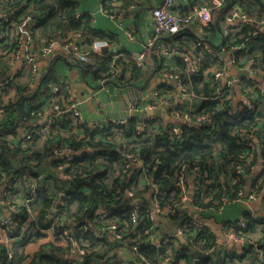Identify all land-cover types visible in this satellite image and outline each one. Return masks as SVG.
Masks as SVG:
<instances>
[{
	"label": "trees",
	"instance_id": "16d2710c",
	"mask_svg": "<svg viewBox=\"0 0 264 264\" xmlns=\"http://www.w3.org/2000/svg\"><path fill=\"white\" fill-rule=\"evenodd\" d=\"M26 1L31 5L30 10L23 6ZM137 3L138 0H101V7L106 13L117 15ZM186 3L184 10L188 12L193 0H186ZM233 7L255 18L264 14V4L260 0H226L224 8L214 15L209 24V32L217 30L226 12ZM76 8V0H9L3 7V13L14 22L29 15L27 29L31 40L38 46L51 37L65 38L74 34L83 37L84 46H89L95 40H104L107 44L111 42L102 32L93 28L89 15L76 17ZM3 26L4 34L0 37V79H6L4 51L16 48L20 40L17 31H9L6 22ZM252 30L255 34L250 36ZM186 34L181 33L174 40L187 47L182 37ZM232 41L235 44L243 43L244 53L258 60V68L264 72V29L246 25L241 36L234 37ZM103 53L90 55L87 62H77L90 73L91 78L104 80L105 84L117 83L129 87L140 82L141 67L122 58L114 60L109 55V49ZM213 61L214 56L207 55L203 67L207 68ZM170 66L180 75L184 74L185 64L181 60L176 59ZM128 71L130 76L125 78ZM188 81L199 105L192 113L203 114L208 118L201 126L181 124L180 132L171 137L165 131L170 128V124H164L159 117L144 120L133 116L123 125L108 122L100 127L88 123L74 124L70 115L63 114L52 119L49 132L44 137L36 136L22 144L3 137L17 133L20 129L17 117L25 90L24 83L10 78L3 92L9 93L12 89L15 92L7 99L0 98L2 109L12 115L8 120L10 123L0 122V186L4 185L7 189L1 182L4 174H16L20 176L19 188L25 192L32 179L39 175L41 177L32 202L22 206L20 214L16 216L17 220L27 221L30 213H33L35 218L28 221L26 230L11 243L13 255L9 260L6 259L4 245L0 244L3 263H35L26 250L40 237L39 229L47 225L46 215L63 192L67 195V204L60 207L57 214L65 220L75 219L80 223L78 225L88 227V231L81 233L87 241L84 246L86 255L81 264H94L93 258L99 264H104L102 259L119 243L135 245V258L143 257L152 264H159L163 256L170 252L175 257L173 264H259L255 259L242 257L234 261V255L222 250L223 244L218 243L215 232L206 222L224 224L239 221L224 218L222 213L229 203H239L237 193L242 183L248 184L246 175L249 169L260 159L264 162V96L262 101L256 99L258 111L250 117L244 118L245 111L233 116L224 102L211 98L214 96L215 84L205 78L203 71L192 75ZM41 105L42 102L35 106L31 116L26 115L31 121L26 122L28 126L36 123L33 122L37 118L36 110ZM142 122L148 130L153 129L154 132L147 130L138 133ZM240 130L256 132L259 151L237 141L236 135ZM64 148L70 149L73 155L66 171L70 176L67 180L62 179L56 171V167L64 160L56 151ZM76 151L81 153L76 154ZM122 153L136 154L142 161L149 182L157 185L158 202L168 209L166 219H149L146 212L151 198L147 195L150 187L148 183L136 189V197L141 198L140 202H134L133 198L126 196V191L137 181L138 170H134L131 177L123 173L125 157ZM236 164L244 166L243 176L234 172ZM182 165L187 166L185 186L191 198L188 207L180 202L181 190L176 186L177 172ZM196 171L200 172L199 180L196 182L193 178L191 182ZM259 179L262 182L258 189L264 201V168L251 181V185L254 186ZM243 208L242 219L250 229L264 222V215L254 217L246 207ZM0 210L4 211L5 205H0ZM102 210L111 214L104 221L97 222ZM133 211L137 213L135 222L130 218ZM197 214L202 218L200 226L191 224ZM111 225L117 227L121 240L111 238L108 233ZM178 225H187L182 239L173 233V227ZM13 233L17 235L16 227ZM260 244L264 246V241H260ZM68 248L58 249L67 252ZM51 249L55 250L52 246ZM38 259V264H58L52 253H40ZM107 260L122 264L117 257H107Z\"/></svg>",
	"mask_w": 264,
	"mask_h": 264
},
{
	"label": "built area",
	"instance_id": "2783aa9c",
	"mask_svg": "<svg viewBox=\"0 0 264 264\" xmlns=\"http://www.w3.org/2000/svg\"><path fill=\"white\" fill-rule=\"evenodd\" d=\"M8 1L9 0H0V37L4 34L3 24L6 22V28H8L9 31H17L20 40L16 48L11 51H4L3 61L6 65H13L16 61L21 59L22 69L33 75L36 71L37 57L47 56L52 53L53 46L57 42L62 43L63 47L71 55V58L80 62H87L90 55L93 54L103 55L104 50L109 48L107 42L104 40H95L89 46H84L82 43L83 37L79 34H74L73 36L69 35L65 38L51 37L42 45L35 47L30 37V31L27 29L30 16L24 15L18 22L9 20L10 17L8 18L3 13V7ZM179 1L180 3L182 1L186 4V0H161L158 5L151 8L152 36L144 44L142 50L136 55L127 53L113 54L111 51V53L109 52V55H112L114 60L122 58L125 61L133 62L141 67V78H146L144 74H146L147 71L144 70V64L146 59L152 56L151 66H155V80H171L177 86V90L175 91L172 90V87L169 88L163 82H160L148 94L145 99L144 107H142L145 111V115L141 118L144 120L154 118L152 112L158 108L166 109L174 121L173 124H170V128L165 130L171 137L173 134H178L180 132L179 125L181 124L201 126L208 120L206 115L192 113L199 105L194 99L195 94L188 80L192 75H196L201 71H203L205 78L215 84L214 96L211 98L219 99L224 102L233 116L245 111L243 115L244 118L250 117L252 113L258 111L256 99L259 98L262 101V97L264 96V83L259 81V78L264 80V72L258 68L259 61L244 53L245 47L243 43H231L234 37L241 36L246 25H251L256 29L263 30L264 14L260 18H255L242 13L236 7L231 8L224 16L221 22V28L219 26L217 27L221 37L219 43L212 44L209 41L207 42L203 37L205 34L204 31L206 30V32L210 34L208 26L213 21L214 15L224 8L226 0H193L190 11H183L180 13L179 10L181 11V8L178 7L179 10L177 9ZM260 2L264 4V0H260ZM23 6L26 7V10L31 9V5L28 1L24 2ZM75 16L79 17L80 13L75 12ZM115 16L116 15L109 14L110 18H115ZM195 23L199 24L202 34H195V40H187V38L182 36L184 38L183 41L187 43V47L180 45L178 41L174 40V37L181 33L184 35L186 31H190L188 28ZM254 34V30L249 32L250 36ZM19 46L23 49L25 60L22 59ZM207 55L214 56L215 61L207 68H204L203 65L206 62ZM176 59L181 60L185 64L184 74L182 73V75L170 66ZM228 69L235 70L237 74L231 75V77H225ZM129 76L130 72L128 71L125 73V78ZM223 79L224 83L222 82ZM9 80L10 78L0 79V98L7 99L13 96L11 91L9 93L3 92L5 84H7ZM100 81L102 85H107L104 83V80ZM236 85L241 89L243 99L239 105L233 107L232 89ZM48 87V92L44 101H42V105L36 110V117L38 119L44 118L40 126H35V124H30L28 126V124L24 122L22 123L23 129H18V132L14 134H7L3 136L4 138L25 144L36 136L44 137L49 132L52 119L63 114L70 115L74 124L82 123L83 119L78 109L79 103L75 98L70 96L68 85L62 87L58 82H51L48 84ZM131 108L134 110V103L131 104ZM7 114L8 113L0 106V116H5ZM8 120H5V123H7ZM108 122L114 125H123L125 123L124 120ZM8 123H10V121ZM105 123L96 125L101 127V125ZM157 129H159V127H157ZM147 130L146 124L142 122L139 126L138 133H145ZM149 131L154 132L153 129L148 130V132ZM236 139L238 142L254 149L255 144L260 145L258 136L254 130H240L236 135ZM56 153L64 157V160L56 167V171L62 179L67 180L70 178L66 171L73 159L72 151L68 148H64L56 151ZM75 153L80 154L81 151H76ZM122 154L125 157L123 173L131 177L134 175V170H138L136 174L137 181L126 191V196L128 198H133L134 202H140L141 198L136 197V189L143 188L141 184L145 182L148 183L150 187L148 188L147 195L151 196L148 200V208L146 210L148 217L150 220L166 219L168 209L161 206L158 202L156 198L158 193L157 185L152 181L149 182L145 169L142 167V161L136 154ZM263 168L264 162L260 159L249 169L250 171L246 175L248 184L242 183L237 193V201L245 204V207L246 204L248 205L256 200L261 202L263 210L260 212L246 209L254 217L264 214V201H262L258 189V185L262 180L259 179L254 186L251 185V181L257 178ZM186 169L187 166L182 165L176 177V186L181 190L180 202L184 204V207H188L187 204L191 202V198L185 186ZM233 170L237 175L243 176L245 174L244 166L241 164H236ZM255 170H257L256 176L249 181V175ZM199 175L200 172L196 171L193 174L191 182L193 178L198 182ZM40 177L39 175L37 178L32 179V182L25 192L22 188H19L20 176L16 174H4L1 178V182L6 185L7 189L3 186L2 195H6V197L4 199L5 210H0V244L4 245L6 249V259L8 260L13 255L11 243L26 230L29 226L28 221L35 218L33 213H30L27 221L17 220L16 216L20 214L22 206H28V204L32 202L36 194V189L40 184ZM232 182H234V179H232ZM195 187L197 188V186ZM66 199L67 195L61 192L51 206L50 213L46 215V227L39 229L40 237L33 243L34 248L30 253V258L35 260L34 264H38V254L40 253H52L58 264H81V261L86 255L84 246L87 245V241L82 238L81 233L88 231V227L84 224L78 225L80 223L75 219L65 220L57 214L59 208L67 204ZM110 214L111 212L102 210L96 221L102 222ZM242 215L236 218L239 219L238 222H226L224 224L206 222V225L215 232L218 243L223 244L221 246L222 250H224L226 254L234 255V261H236L238 257H242L244 259H255L259 264H264V246L260 244V241H264V222L255 224L252 229H250L248 223L242 219ZM197 216L200 215L197 214L196 220L191 221V224L200 226V221L202 219H199ZM136 217L137 213L135 211L130 213L131 221L135 222ZM15 227L18 229L17 235L13 233V228ZM186 227L187 225L173 227L174 235L182 239ZM108 233L111 238L121 240V234L118 233L116 226H109ZM153 238L154 236L152 235L151 240H153ZM51 246L54 247L55 250H52ZM66 246H69L67 252L58 249ZM135 251V245L128 246L124 243H119L107 253L102 261L104 264H114L113 261L107 260V257H117L122 261V264H152L143 257H139V259L135 258ZM174 260L175 257L170 252L163 256L159 264H173ZM0 264H4L1 260V255Z\"/></svg>",
	"mask_w": 264,
	"mask_h": 264
},
{
	"label": "crops",
	"instance_id": "0c3cea01",
	"mask_svg": "<svg viewBox=\"0 0 264 264\" xmlns=\"http://www.w3.org/2000/svg\"><path fill=\"white\" fill-rule=\"evenodd\" d=\"M160 1L161 0H138V3L131 5L128 10L117 14L115 18H110L109 14L101 7V0H76V12H79L80 16L82 14L89 15L93 28L102 32L105 37L111 41L108 43L109 52L111 51L113 54L127 53L136 55L142 50L144 44L152 36V18L150 10L152 7L158 5ZM186 4L182 1L180 3L179 1V5H177V9L178 7L181 8V11L178 9L179 13L185 12L184 9ZM221 25L222 24L219 23L220 28ZM188 29L190 31H186L187 34L185 36L187 40H195V34H202V30L198 23L193 24ZM204 32L205 34L203 37L207 42L209 41L212 44L219 43L221 37L218 28L216 31L210 32V34L206 32V30ZM34 45L35 47L38 46L35 43ZM19 48L22 59L25 60L23 49L21 46H19ZM70 56L71 55L66 51L62 43L57 42L53 46L52 53L47 56L37 57L36 71L33 75L22 69L21 59L16 61L13 65H5L6 78H11L14 81H20L25 84L23 93V96H27L23 102V111L25 115L31 116L35 106L44 101L49 88L48 84L51 82H58L62 87L68 85L70 96L75 98L79 103L78 109L81 112L83 124H99L119 120L126 121L133 116L142 117L145 115V111L142 109L145 104V99L156 85L163 82L167 87H172V90H177V86L171 80H155V66H151L152 56H149L144 64V70L147 71V73L144 74L146 78L142 77L136 86L129 87L121 86L117 83H109L106 86L102 85L100 80L91 78L90 73L82 64H79L77 60ZM236 74L235 70L228 69L225 77H231V75ZM259 81L264 83V80L261 78H259ZM222 82L224 83V79ZM11 92L14 93L15 89H12ZM232 92V104L234 107L241 103L243 97L242 91L237 85L232 89ZM132 103L135 104L134 110L131 108ZM160 109L163 108H158L152 112L154 118L159 117L164 124H173L174 121L166 109L164 111L161 110L160 114L156 112ZM20 114L21 110L19 107L18 115L20 116ZM9 118H12V115L0 116V121H5ZM43 119L44 118H36L33 122H36L34 124H39L42 123ZM24 122L28 124L26 122L31 121L25 117V120L20 123V128L22 129V123ZM255 150L259 151V144H255ZM256 174L257 170L252 172L249 175V181H251ZM3 186L4 185L0 186V192L3 191ZM2 193H0V205H4V199L6 197V195H2ZM233 204H239L245 207L243 203H229L227 206ZM246 209L260 212L263 210V207L261 202L256 200L248 205L246 204ZM242 214L243 213L239 216ZM239 216L235 217V219ZM27 253L29 252L27 251Z\"/></svg>",
	"mask_w": 264,
	"mask_h": 264
},
{
	"label": "rangeland",
	"instance_id": "374dc122",
	"mask_svg": "<svg viewBox=\"0 0 264 264\" xmlns=\"http://www.w3.org/2000/svg\"><path fill=\"white\" fill-rule=\"evenodd\" d=\"M243 211L244 208L242 206H240L239 204H233L225 208V210L222 213V216L224 218H235L239 216L241 213H243ZM33 248H34V244H31L27 249V251L31 253Z\"/></svg>",
	"mask_w": 264,
	"mask_h": 264
},
{
	"label": "water",
	"instance_id": "95a60500",
	"mask_svg": "<svg viewBox=\"0 0 264 264\" xmlns=\"http://www.w3.org/2000/svg\"><path fill=\"white\" fill-rule=\"evenodd\" d=\"M36 94V93H35ZM27 98V96H23L22 98H21V103H20V110H21V114H20V116L17 118V120L19 121V122H22V121H24L25 120V117H26V115H25V113H24V111H23V102L25 101V99ZM161 110H165V108H163V109H160V110H158V111H156L157 113H159L160 114V111ZM199 219H202L201 218V216H197ZM93 262H94V264H99V262H98V260L96 259V258H93Z\"/></svg>",
	"mask_w": 264,
	"mask_h": 264
}]
</instances>
